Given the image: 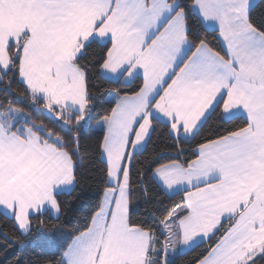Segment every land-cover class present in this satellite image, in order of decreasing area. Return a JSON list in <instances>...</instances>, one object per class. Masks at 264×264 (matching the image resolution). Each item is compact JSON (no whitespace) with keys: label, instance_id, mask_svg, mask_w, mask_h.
I'll use <instances>...</instances> for the list:
<instances>
[{"label":"snow or ice","instance_id":"snow-or-ice-1","mask_svg":"<svg viewBox=\"0 0 264 264\" xmlns=\"http://www.w3.org/2000/svg\"><path fill=\"white\" fill-rule=\"evenodd\" d=\"M161 125L174 155L142 160ZM85 186L69 227L62 197ZM0 215L4 253L56 242L27 264H175L201 245L187 264H264V0H0Z\"/></svg>","mask_w":264,"mask_h":264},{"label":"trees","instance_id":"trees-1","mask_svg":"<svg viewBox=\"0 0 264 264\" xmlns=\"http://www.w3.org/2000/svg\"><path fill=\"white\" fill-rule=\"evenodd\" d=\"M102 85V88L105 90H115L116 88H120L122 92H129L131 93L135 90L139 84V81L134 82L133 84L124 87L122 85H114L108 83L106 81H98ZM17 103L20 106L25 105V101L17 97ZM109 104L106 102L105 99H101L97 104V110L93 113V119L90 121L89 125H87L84 129L83 136L81 138V146H82V155L84 156V174H88V168L90 166L95 167L98 171L103 165L99 159V154H94V149L97 141L102 136V128L96 126L97 120L99 116L102 114L103 109L108 107ZM43 118V117H41ZM216 123L215 117L209 119L208 126H214ZM166 132L164 130L163 125H161L155 133L152 135V140L147 146V150L144 152V156L141 159H152L156 156V153L159 152L160 160L159 162H166L170 155H174L170 152V148L168 147L171 145V141L167 140ZM77 191L79 192L80 189L78 188ZM95 187L93 186L92 189H89L88 186L84 187V191L81 195L80 200H74L73 197L70 196H63L62 199L65 201H71V205L65 209L62 213L61 221L65 223L67 226L75 225L79 222H82L84 215L86 214L87 208L92 199H94ZM75 195V194H73ZM161 196L166 200V202L172 201H179L180 196H172L171 201L168 200V197H165L163 193ZM141 210L143 209V202H140ZM43 219L49 225H55L58 223L53 218L45 216ZM7 225V228H11V222L7 221L3 215H0V226ZM61 234H57L60 237ZM63 237H67V231L63 234ZM31 242H26V247L20 249L17 245L14 248L8 249L7 253L0 251V264H8L9 261L13 260L14 257H20L21 264H27L29 260L34 259L37 256L44 257V256H52L57 252L56 242L50 235H46L44 238H38L35 235L30 238ZM60 242H63L62 239ZM3 244V237L0 236V245ZM203 245H201V248ZM201 248H197L194 252H186L183 255H179L175 258V264H187V262L196 255V252H199Z\"/></svg>","mask_w":264,"mask_h":264},{"label":"crops","instance_id":"crops-1","mask_svg":"<svg viewBox=\"0 0 264 264\" xmlns=\"http://www.w3.org/2000/svg\"><path fill=\"white\" fill-rule=\"evenodd\" d=\"M96 126L99 127V128H102V126L98 125L97 123H96Z\"/></svg>","mask_w":264,"mask_h":264}]
</instances>
